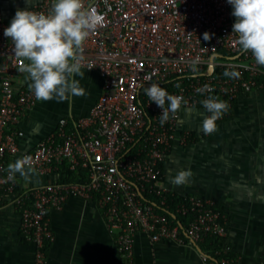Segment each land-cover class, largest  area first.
<instances>
[{"label": "built area", "instance_id": "obj_1", "mask_svg": "<svg viewBox=\"0 0 264 264\" xmlns=\"http://www.w3.org/2000/svg\"><path fill=\"white\" fill-rule=\"evenodd\" d=\"M91 2L103 24L85 41L82 63L101 77V95L87 117L61 118L55 131L22 154L32 157V172L55 179L21 191L17 176L14 181L7 179V160L19 154L18 140L24 132L18 125L38 101L29 89L30 81L15 82L22 74L20 61L10 38L4 36L10 22L0 10V205L18 209L22 234L36 245L35 264H47L46 244L54 239L48 212L61 209L71 195L97 198L108 226L117 231L120 264H134L138 231L148 233L153 241L182 244L225 238L227 223L216 202L171 191L163 184V165L175 145L193 141L191 132L179 133L183 109L201 107L208 116L201 102L219 97L230 108L218 124L230 117L241 94L264 90V66L241 49L239 34L232 33V5L227 0ZM51 4L52 0H41L25 9L47 12ZM153 83L187 102L174 116L169 113L163 125L162 108L145 94ZM205 86L207 90L197 92ZM164 107H169L167 102ZM64 166L85 170L83 180L60 181ZM144 194L156 198L159 206ZM176 195L180 199L171 214L169 199ZM231 253L224 243L217 250L219 261L207 253L202 258L204 264H238Z\"/></svg>", "mask_w": 264, "mask_h": 264}, {"label": "crops", "instance_id": "obj_2", "mask_svg": "<svg viewBox=\"0 0 264 264\" xmlns=\"http://www.w3.org/2000/svg\"><path fill=\"white\" fill-rule=\"evenodd\" d=\"M40 1L0 0V10L11 22L18 9ZM81 71L83 78L76 79L86 95L61 102L38 101L18 125L24 132L18 140L20 152L9 157L8 165L55 131L61 118L72 121L89 115L103 81L96 71ZM25 76L20 74L15 82L22 84ZM206 116L201 107L181 111L179 133L195 136L190 144L172 149L163 165V184L177 194L213 199L227 223L224 243L231 247L238 264H264V90L241 94L230 117L219 122L211 135L201 131ZM189 168L193 177L186 185L170 183L179 170ZM16 176L21 190L55 179L32 171L27 179L19 173ZM48 218L54 239L46 246L47 264H120L117 231L108 226L96 197L71 195L61 209H51ZM204 253L200 243L153 241L144 231L135 235L134 264H204ZM35 254L36 245L22 234L18 209L0 205V264H35Z\"/></svg>", "mask_w": 264, "mask_h": 264}, {"label": "clouds", "instance_id": "obj_3", "mask_svg": "<svg viewBox=\"0 0 264 264\" xmlns=\"http://www.w3.org/2000/svg\"><path fill=\"white\" fill-rule=\"evenodd\" d=\"M232 5L235 17L232 33H238L237 43L243 51H250L255 63L264 66V0H227ZM103 24V17L89 0H52L47 12L18 9L10 25L4 29V36L14 45L15 57L20 61L19 71L25 73L30 81L29 89L37 101L58 102L70 97L86 95L77 76L83 78V45L90 33ZM204 38L209 39L205 33ZM195 72V69H193ZM225 75L237 77L238 72H226ZM207 90L197 89V92ZM146 96L162 108L160 123L163 125L187 102L182 96L170 95L158 83L151 84L145 90ZM169 107L166 109L165 103ZM210 115L203 120L201 131L211 135L218 130L216 121L228 112L230 105L219 97L209 96L202 102ZM9 181L16 174L27 179L32 171V157L23 155L7 168ZM193 172L179 170L170 183L174 186L186 185Z\"/></svg>", "mask_w": 264, "mask_h": 264}, {"label": "trees", "instance_id": "obj_4", "mask_svg": "<svg viewBox=\"0 0 264 264\" xmlns=\"http://www.w3.org/2000/svg\"><path fill=\"white\" fill-rule=\"evenodd\" d=\"M235 102V101H234ZM193 137L195 136V134H192ZM62 175L60 177V181L62 182H80L81 180H83V176H84V173L85 170H82V169H79V170H69V168L67 166H64L62 168ZM18 191H21V187L18 185L17 187ZM144 196L150 200H152L154 203H156L158 206V201L156 198H153L152 196L150 195H145ZM180 199V196L179 195H176V196H171L170 199H169V203L171 205V210H170V213H174V207L173 205ZM216 207H217V203H216ZM217 209H219L217 207ZM220 210V209H219ZM181 218V217H179ZM181 220L183 222H186V218H181ZM48 244V243H47ZM46 244V246H47ZM224 244V238H220V237H210L208 239H206L202 244L200 243V246L202 248V250L204 252H206L209 257L215 261H219L220 259V255L217 254V250L220 249L222 247V245ZM232 257H234L233 254H231Z\"/></svg>", "mask_w": 264, "mask_h": 264}, {"label": "water", "instance_id": "obj_5", "mask_svg": "<svg viewBox=\"0 0 264 264\" xmlns=\"http://www.w3.org/2000/svg\"><path fill=\"white\" fill-rule=\"evenodd\" d=\"M214 57H216V55H214ZM210 71L211 72L213 71V66L210 67Z\"/></svg>", "mask_w": 264, "mask_h": 264}]
</instances>
